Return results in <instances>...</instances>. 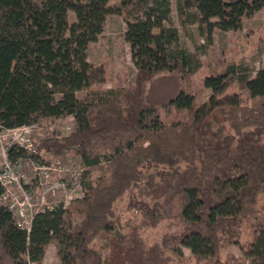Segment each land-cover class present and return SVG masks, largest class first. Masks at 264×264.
Segmentation results:
<instances>
[{
	"label": "trees",
	"instance_id": "obj_1",
	"mask_svg": "<svg viewBox=\"0 0 264 264\" xmlns=\"http://www.w3.org/2000/svg\"><path fill=\"white\" fill-rule=\"evenodd\" d=\"M110 1L0 0V125H30L37 114L72 116L69 135L56 133L38 148L73 151L84 166L83 196L38 211L29 230L0 203V264H45L51 242L62 264H110L105 250L113 243H95L103 234L122 237L126 198L128 208H139L142 225H176L163 235V247L185 245L204 264H261L223 257L222 250L242 245L245 226L250 251L264 237V67L255 75L235 63L210 71L204 85L213 94L200 104L192 76L202 67V47L179 45L172 0H120L137 72L132 84L103 88L108 70L89 61L88 47L114 11ZM176 6L181 23H198L211 43L213 27L240 30L264 0ZM231 75L238 76L233 92L225 90ZM9 157L27 153L14 145ZM95 170L101 175L91 182ZM163 183L162 196L141 198Z\"/></svg>",
	"mask_w": 264,
	"mask_h": 264
},
{
	"label": "rangeland",
	"instance_id": "obj_2",
	"mask_svg": "<svg viewBox=\"0 0 264 264\" xmlns=\"http://www.w3.org/2000/svg\"><path fill=\"white\" fill-rule=\"evenodd\" d=\"M119 2L120 0L110 1L114 11L106 15L101 35L88 47L89 61L104 65L108 70L109 81L101 84L103 88L125 87L132 84L137 72L130 44L125 39L128 25L118 9ZM69 16L71 21L75 19L72 11ZM171 16L172 23L179 28L181 33L179 45L190 51H194L196 46L202 47V67L192 76V84L198 92L200 104L207 102L213 94L212 89L204 85V79L210 71H221L228 64L235 63L240 64L242 68L251 70L255 75L258 69L264 67V6L255 15L245 19L240 30L213 27L211 43H206L198 23L189 21L181 23L176 0H172ZM237 87L238 76L231 75L225 83V90L233 92L237 90ZM84 94L79 93L80 96ZM186 116L185 112L175 114L171 118H166L165 121L170 124L172 121ZM30 125L33 130V138L40 145L42 140L52 137L56 133L61 136L69 135L75 129V120L72 116L54 118L37 114ZM106 158V155H101L102 160ZM38 161L52 167L51 185L64 182L66 187H54L49 191L42 190L33 179L35 173L32 164L25 161L24 171L28 176L26 180L29 182L27 188L33 196L35 211L60 203L67 206L75 198L83 196L84 187L81 181L84 166L81 158L75 152L55 153L42 149ZM100 175L99 170L93 171L90 181L95 182ZM163 184H159L161 187L158 191L143 195L141 198L152 202L162 196L166 189V183ZM120 207L122 210V237H118L114 233H111V236L103 234L97 238L95 243L98 245L99 241L103 242L107 239L113 243L105 250L106 253H110V264H204V261H198L191 249L185 245L172 248L163 247L162 237L165 233L175 229L174 223L167 220L155 227L145 226L140 223L139 208H128L127 198L120 203ZM254 221L255 219L252 218V222ZM251 240V227L245 226L242 245H230L222 250V256L225 257L228 253H232L238 258H248L250 261L264 264L263 234L259 236L258 244L253 246L252 251L249 250ZM43 261L45 264H62L54 242L47 246Z\"/></svg>",
	"mask_w": 264,
	"mask_h": 264
},
{
	"label": "built area",
	"instance_id": "obj_3",
	"mask_svg": "<svg viewBox=\"0 0 264 264\" xmlns=\"http://www.w3.org/2000/svg\"><path fill=\"white\" fill-rule=\"evenodd\" d=\"M14 145L23 148L27 153V157L12 160L9 157V149ZM0 154L2 156L0 182L4 187V191L0 195V203L7 205L14 213L18 222L29 230L33 217L39 210L35 211L33 196L27 188L29 182L26 180L28 176L24 171L25 161H29L32 164V169L35 173L33 179L42 190L49 191L54 187H66V184L62 182L51 185L52 167L38 161L37 157L40 151L38 144L33 138L31 125L14 128H6L0 125ZM52 207L45 206L42 210Z\"/></svg>",
	"mask_w": 264,
	"mask_h": 264
}]
</instances>
